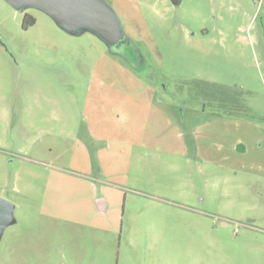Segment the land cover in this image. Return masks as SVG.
I'll return each mask as SVG.
<instances>
[{
	"label": "rangeland",
	"instance_id": "obj_1",
	"mask_svg": "<svg viewBox=\"0 0 264 264\" xmlns=\"http://www.w3.org/2000/svg\"><path fill=\"white\" fill-rule=\"evenodd\" d=\"M103 1L0 0V264H264V0Z\"/></svg>",
	"mask_w": 264,
	"mask_h": 264
},
{
	"label": "water",
	"instance_id": "obj_2",
	"mask_svg": "<svg viewBox=\"0 0 264 264\" xmlns=\"http://www.w3.org/2000/svg\"><path fill=\"white\" fill-rule=\"evenodd\" d=\"M48 2L60 10H68L89 20H100L110 12L103 0H48ZM14 209L15 204L12 201L0 196V240L6 227L15 222Z\"/></svg>",
	"mask_w": 264,
	"mask_h": 264
},
{
	"label": "crops",
	"instance_id": "obj_3",
	"mask_svg": "<svg viewBox=\"0 0 264 264\" xmlns=\"http://www.w3.org/2000/svg\"><path fill=\"white\" fill-rule=\"evenodd\" d=\"M96 206H97V210H98L99 213L100 212H104L105 210H107L108 202H107L106 199L100 198V196H96ZM194 210H196V209H194ZM199 211L202 212V213L203 212H206V211H203V210H200V209H199ZM99 216L100 215H98V218H100ZM253 220L251 218L248 222L243 223L244 226L247 227L250 230H256V231L257 230H260V231H263L264 228L259 227L257 224H255V222H254L255 220L254 221Z\"/></svg>",
	"mask_w": 264,
	"mask_h": 264
},
{
	"label": "trees",
	"instance_id": "obj_4",
	"mask_svg": "<svg viewBox=\"0 0 264 264\" xmlns=\"http://www.w3.org/2000/svg\"><path fill=\"white\" fill-rule=\"evenodd\" d=\"M35 21H36L35 18L32 17L30 14H25L23 25L25 28H27L31 26L32 24H34Z\"/></svg>",
	"mask_w": 264,
	"mask_h": 264
}]
</instances>
